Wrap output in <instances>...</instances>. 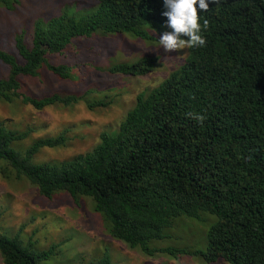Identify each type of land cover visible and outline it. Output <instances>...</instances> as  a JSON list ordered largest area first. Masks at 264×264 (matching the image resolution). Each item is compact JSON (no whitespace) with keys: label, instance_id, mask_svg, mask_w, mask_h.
Here are the masks:
<instances>
[{"label":"trees","instance_id":"1","mask_svg":"<svg viewBox=\"0 0 264 264\" xmlns=\"http://www.w3.org/2000/svg\"><path fill=\"white\" fill-rule=\"evenodd\" d=\"M85 12L63 11L32 25V44L17 35L22 58L0 48L7 75L0 76V101H19L36 110L83 101L88 109L106 107V94L23 91V76L41 68L70 78L71 68L52 62L73 40L93 34H127L144 41L167 27L164 0H94ZM17 0H0L11 9ZM200 12L203 47L187 48L183 62L157 86L136 95L117 129L102 131L90 150L58 162L34 163L43 147L64 146L65 132L38 137L24 150L12 144L34 131L11 129L0 121V174L25 178L50 198L68 193L75 201L89 198L109 234L146 255L187 254L184 249L150 243L186 216L216 221L204 251L191 256L210 264H264V0H219ZM156 59L112 62V74L141 76L152 72ZM204 117L198 122L193 116ZM4 161V163H1ZM57 245L38 250L34 242L0 233L3 264H38L56 254ZM187 252V253H186ZM89 264H111L108 254Z\"/></svg>","mask_w":264,"mask_h":264},{"label":"rangeland","instance_id":"2","mask_svg":"<svg viewBox=\"0 0 264 264\" xmlns=\"http://www.w3.org/2000/svg\"><path fill=\"white\" fill-rule=\"evenodd\" d=\"M95 4L94 0H17L11 9L1 6L0 48L14 53L21 60L14 39L22 34L30 46L32 25L36 19H48L63 11L83 13ZM162 34H153L155 39L149 42L127 34H93L73 39L62 52L49 54L52 62L71 68V77L60 78L41 68L35 77H21L25 93L40 97L92 90L94 96L109 95L112 103L91 110L83 101L36 110L19 101H0V121L5 126L15 130L34 127L29 136L15 141L12 146L24 151L38 137L65 132L67 142L64 146L41 148L33 162H58L90 151L99 142L102 131L118 128L133 107L138 93L157 86L183 62L187 48L165 52L158 45ZM143 56L156 59L155 69L149 74L129 76L108 71L112 62L133 61ZM6 75L7 67L0 61V76ZM204 218L181 216L165 230L168 237L154 240L150 245L184 249L191 256L195 251H204L208 244L207 232L216 217L205 215ZM0 233L8 237L17 236L24 243L32 241L38 250L57 245L56 254L38 264H89L104 254H108L111 264H206L200 258L186 254L172 256L155 252L146 255L138 248H129L109 234L89 198L75 201L64 192L47 198L25 178H5L1 174ZM0 264H3L1 256ZM210 264L230 263L218 260Z\"/></svg>","mask_w":264,"mask_h":264},{"label":"clouds","instance_id":"3","mask_svg":"<svg viewBox=\"0 0 264 264\" xmlns=\"http://www.w3.org/2000/svg\"><path fill=\"white\" fill-rule=\"evenodd\" d=\"M213 4H219V0H211ZM167 17L166 25L171 31H165L158 40L159 47L165 52L183 50L185 48L203 47L206 43L202 30L207 29L208 21L203 25L200 22V12L209 10L208 0H164ZM198 122H203L204 117L192 114Z\"/></svg>","mask_w":264,"mask_h":264}]
</instances>
